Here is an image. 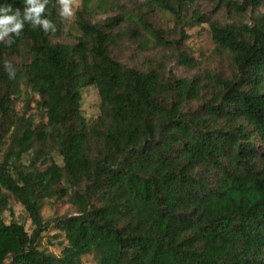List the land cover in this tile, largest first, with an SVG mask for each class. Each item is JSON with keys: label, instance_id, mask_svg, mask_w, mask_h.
Segmentation results:
<instances>
[{"label": "trees", "instance_id": "trees-1", "mask_svg": "<svg viewBox=\"0 0 264 264\" xmlns=\"http://www.w3.org/2000/svg\"><path fill=\"white\" fill-rule=\"evenodd\" d=\"M178 21L197 0H148ZM245 14L264 0H214ZM23 11V0H0ZM77 14V43H54L63 30L59 0L46 17L55 33L26 24L9 46L0 43V264H264V14L255 25L210 22L212 40L229 52L236 75H211V98L201 111H186L202 98L199 78L167 76L162 69L130 68L115 58L113 26ZM206 22L199 11L191 21ZM141 28L169 46L143 18ZM25 56L18 66L11 56ZM182 64L197 66L185 52ZM16 70L9 78L5 63ZM25 84L39 98L42 122L14 109ZM94 86L101 116L88 124L83 90ZM7 139L11 140L5 149ZM49 141L63 158L44 170L20 165L37 143ZM40 157L45 152L39 151ZM79 186L78 211L59 220L66 237L61 255L41 248L52 222L42 203ZM16 199L35 229L6 223L1 215Z\"/></svg>", "mask_w": 264, "mask_h": 264}, {"label": "rangeland", "instance_id": "rangeland-1", "mask_svg": "<svg viewBox=\"0 0 264 264\" xmlns=\"http://www.w3.org/2000/svg\"><path fill=\"white\" fill-rule=\"evenodd\" d=\"M85 3L90 6L87 18L93 23L106 24L117 20L113 26L116 41L111 46L112 55L130 68L140 70L162 69L170 76L177 78H199L204 85L202 98L188 103L186 111H201L203 104L211 98L210 82L212 74H219L224 78H233L236 67L232 55L227 51H219L212 40L210 22L217 20L223 25H255L256 20L264 14V5L258 9L247 8L245 14H238L232 7L214 0H197L188 8L185 18L179 22L171 12H164L149 3L148 0H74V16L64 20V27L60 35L52 37L54 43L75 44L80 32L77 28V14L84 10ZM199 11L206 17V22L191 21L193 11ZM143 18L150 22L157 30L162 31L169 46L157 43L154 37L145 32L138 20ZM185 52L197 62V66L182 64L179 53ZM20 66L25 56L14 55L9 58ZM39 96L33 94L25 84H21V95L16 97L14 109L26 116L32 115L34 125L46 122L43 113L36 109ZM81 111L89 125L96 123L101 116V98L96 87L91 86L83 90ZM0 115V123L2 122ZM11 140L7 139L5 149H8ZM56 146L49 141L46 144L37 143L28 153L24 154L20 165L25 169L44 170L52 162L63 165V158L56 151ZM39 151L45 152L40 157ZM60 192L53 198H46L42 203V215L46 221H51V228L45 233L41 248L61 255L66 246V237L59 229V220L66 216L75 215L78 207L74 196L80 191L79 186L63 181ZM6 223H20L32 233L35 226L25 208L13 197L11 205L1 212ZM85 264H97L93 254L84 257ZM5 264H10L6 261Z\"/></svg>", "mask_w": 264, "mask_h": 264}, {"label": "clouds", "instance_id": "clouds-1", "mask_svg": "<svg viewBox=\"0 0 264 264\" xmlns=\"http://www.w3.org/2000/svg\"><path fill=\"white\" fill-rule=\"evenodd\" d=\"M24 8H13L11 4L0 3V43L11 46L13 37H19L25 25L30 24L33 28H40L44 33H55L56 24L46 17V8L49 0H23ZM74 0H59V16L69 20L74 16ZM8 76L15 78L16 70L10 62L5 63Z\"/></svg>", "mask_w": 264, "mask_h": 264}]
</instances>
